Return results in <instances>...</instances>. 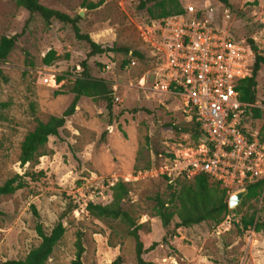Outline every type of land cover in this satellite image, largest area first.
Returning <instances> with one entry per match:
<instances>
[{"label": "rangeland", "instance_id": "obj_1", "mask_svg": "<svg viewBox=\"0 0 264 264\" xmlns=\"http://www.w3.org/2000/svg\"><path fill=\"white\" fill-rule=\"evenodd\" d=\"M141 1L39 0L71 18L81 12L82 34L101 46L128 50L87 58V45L75 39L69 25L51 21L46 26L13 0H0V38L20 35L0 66V102L7 103L0 112V185L14 176L24 183L13 194L0 196V264L21 260L39 245L31 206L46 234L57 221L65 227L45 264H69L77 233L82 235L83 264H111L118 256L123 264H135L133 241L125 227L91 218L73 199L83 195L85 200L106 203L109 188L117 181L128 189L124 208L142 225V235L161 243L147 258L151 264H264V232H241L239 227L241 217L253 216L264 223V189L257 199L244 197L236 208L228 209L218 224L204 221L173 231L176 218L163 229L154 215L155 197L168 202L171 192L159 170L178 145L189 142L187 133L173 127L191 128L192 119L183 114L178 100L151 90L158 66L153 43L160 20L150 18V5L139 9ZM176 1L183 10L192 6L205 14L211 9L213 20L224 22L236 39L252 40L264 58V0H227L229 7L217 0ZM50 50L58 59L45 66L42 60ZM135 52L141 57H135ZM83 61L92 77L110 87L111 115L104 101L81 97L58 137H50L39 150L43 155L21 166L20 143L36 122L60 116L68 107L69 90ZM57 78L63 79L56 82ZM256 82V101L264 105L263 69ZM261 114L247 124L264 134Z\"/></svg>", "mask_w": 264, "mask_h": 264}, {"label": "built area", "instance_id": "obj_2", "mask_svg": "<svg viewBox=\"0 0 264 264\" xmlns=\"http://www.w3.org/2000/svg\"><path fill=\"white\" fill-rule=\"evenodd\" d=\"M211 13L188 6L157 24L153 47L158 66L151 90L178 100L202 133L196 145H178L159 173L168 184L205 175L229 198L264 179V138L259 131L248 137L241 128L246 113L264 112V105L239 100L237 87L251 76L254 53ZM81 197L73 195L83 212L90 197Z\"/></svg>", "mask_w": 264, "mask_h": 264}, {"label": "trees", "instance_id": "obj_3", "mask_svg": "<svg viewBox=\"0 0 264 264\" xmlns=\"http://www.w3.org/2000/svg\"><path fill=\"white\" fill-rule=\"evenodd\" d=\"M15 5L26 11L31 18L33 15L39 16L46 26L51 21L69 25L72 28L73 35L76 40L84 42L88 51L87 58L100 56L105 54H127L126 48L112 46H101L95 43L87 34H82L78 27L79 16L74 18L56 10L43 6L39 0H13ZM220 4L229 7L227 0H217ZM152 20H164L170 15L183 13V9L176 0H142L139 3V9L145 8ZM20 35L2 36L0 38V66L3 65L15 47ZM254 53L252 63L251 76L242 80L237 90L239 92V100L243 103H257V75L261 69L264 70V58L257 52V47L252 40H248ZM135 57L140 58L138 53H132ZM55 52L50 50L44 56L42 63L49 66L57 60ZM126 65V63L124 64ZM80 73L75 77L69 92L72 94V100L68 107L60 116L50 117L46 122H36L34 129L27 133L20 143V153L18 161L21 166L33 162L41 157L39 150L44 147L50 137H58L59 131L64 127L66 120L76 111L77 104L81 97L88 98L92 101L102 100L105 102L107 115H111L112 110V91L107 83L90 75L89 67L86 61L79 65ZM0 78H3L0 68ZM63 78H57L56 82ZM60 93H54L59 95ZM7 108V103L0 102V112ZM262 117L261 111L251 109L242 119L241 128L243 132L250 137V133L254 132L247 122L259 120ZM176 132L187 133L189 137V145H196L202 138V133L198 125L192 119L191 128L173 127ZM121 132V130H120ZM260 138H264V134L259 130ZM104 135V134H103ZM171 156V154H170ZM169 156V157H170ZM18 176H14L2 185H0V196L11 195L24 187V183L18 180ZM189 180V179H188ZM170 189L169 201L165 202L160 197H155L154 215L157 217L163 227L168 229L171 221L176 218L178 221L173 226V231L181 228H189L192 225L200 224L204 221H210L215 224L221 222L224 216L229 212L227 207L228 196L224 188L218 183L210 180L205 175H198L189 180V182L181 183L180 180L174 184H168ZM247 194L245 200L257 199L264 189V179L259 180L245 188ZM128 189L122 181L115 182L109 188V201L106 203H96L89 201L86 205L88 215L96 220L119 222L125 227L127 237L133 241V253L135 264H151L147 259L161 245V243L150 241L142 235V225L137 224L134 216L124 208L127 199ZM175 204L177 208L170 210L169 206ZM32 215L35 220L34 231L40 240L38 246L32 248L27 255L21 260H7L2 264H45L53 252L54 247L62 238L65 227L63 223L57 221L49 233H45L40 222L39 215L34 206H31ZM241 232L251 230L254 233L264 232V223L255 219L253 216L241 217L239 221ZM165 239H162L164 242ZM74 258L69 264H83L82 255L84 247L82 244L81 233L76 234L74 243ZM111 264H123L121 257H116Z\"/></svg>", "mask_w": 264, "mask_h": 264}, {"label": "water", "instance_id": "obj_4", "mask_svg": "<svg viewBox=\"0 0 264 264\" xmlns=\"http://www.w3.org/2000/svg\"><path fill=\"white\" fill-rule=\"evenodd\" d=\"M82 15L83 14L81 12L78 14L80 18L82 17ZM246 194H247V190H242L236 193L235 195L230 196L227 201L228 209L233 210L234 208H236L240 204L242 199L246 196Z\"/></svg>", "mask_w": 264, "mask_h": 264}]
</instances>
